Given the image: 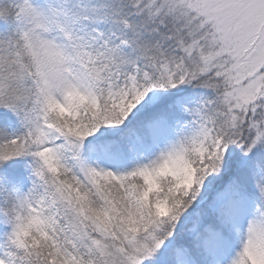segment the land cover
<instances>
[{
    "label": "snow or ice",
    "instance_id": "obj_1",
    "mask_svg": "<svg viewBox=\"0 0 264 264\" xmlns=\"http://www.w3.org/2000/svg\"><path fill=\"white\" fill-rule=\"evenodd\" d=\"M0 264H264V0H0Z\"/></svg>",
    "mask_w": 264,
    "mask_h": 264
}]
</instances>
